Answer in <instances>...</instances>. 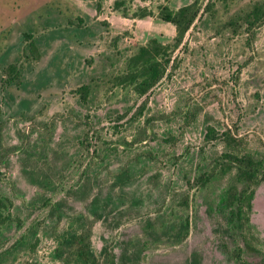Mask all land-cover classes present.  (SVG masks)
<instances>
[{"label":"rangeland","instance_id":"obj_1","mask_svg":"<svg viewBox=\"0 0 264 264\" xmlns=\"http://www.w3.org/2000/svg\"><path fill=\"white\" fill-rule=\"evenodd\" d=\"M114 1L0 0V264H80L72 233L99 264H264V179L233 231L216 204L234 170L220 171L223 140L205 139L230 129L241 153L264 155V24L249 38L229 23L264 0ZM192 2L178 68L143 96L115 85L150 37H173L159 8ZM79 18L91 35H74ZM23 31L42 39L39 61L22 57ZM16 61L24 86L1 82Z\"/></svg>","mask_w":264,"mask_h":264},{"label":"trees","instance_id":"obj_2","mask_svg":"<svg viewBox=\"0 0 264 264\" xmlns=\"http://www.w3.org/2000/svg\"><path fill=\"white\" fill-rule=\"evenodd\" d=\"M123 4L122 0L114 1V8L118 9ZM100 6V0H97ZM200 8L196 2L184 4L176 10L168 6H161L158 16L165 22L174 25L175 33L171 40L162 42L157 37H150L137 51L127 59V70L112 76L113 83L118 86L131 85L133 90L139 95H145L163 77H169L175 71L181 58L175 55V51L184 46L183 40L189 28L193 25ZM150 12L142 10L132 13L134 16L145 17ZM239 22L230 20V24L244 26L249 38L255 34V30L264 24V2L256 1L251 9L239 18ZM78 24L74 28V35L83 38L84 35H91L90 28L81 27L82 20L78 19ZM21 54L26 64L39 61L43 56L42 39L33 35L31 31H23L21 36ZM25 67L18 62L7 64L2 68L3 77L1 82H6L8 86H24L23 73ZM80 99L86 101L90 94V86L82 84L76 89ZM146 107V101L142 103L137 111L140 115ZM206 140L220 138L225 144L226 151L223 160L219 164L221 173L234 170V182L225 190L224 195L216 204V209L225 219L228 227L237 233H242L243 229L250 226V211L254 197L255 187L264 179V155L261 158H254L249 153L240 152V139L233 135L230 129L218 133L211 125L206 126ZM212 173H201L197 181L204 185L211 177ZM0 219L4 217L0 214ZM235 232V233H236ZM65 244L75 247V260L80 264H99L92 258L89 250L87 236L83 234H68L63 239ZM244 245L247 249L255 250L250 242L244 238Z\"/></svg>","mask_w":264,"mask_h":264}]
</instances>
